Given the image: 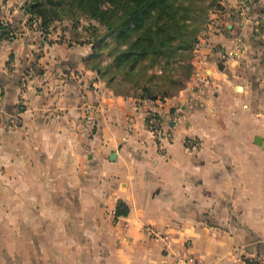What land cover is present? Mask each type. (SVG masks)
<instances>
[{
  "label": "crops",
  "instance_id": "obj_1",
  "mask_svg": "<svg viewBox=\"0 0 264 264\" xmlns=\"http://www.w3.org/2000/svg\"><path fill=\"white\" fill-rule=\"evenodd\" d=\"M10 1L0 22L25 32L0 42V264H264L252 263L264 257L262 0L226 7L214 49L199 44L216 53L163 106L115 93L86 65L89 46H39ZM176 103L164 157L146 122Z\"/></svg>",
  "mask_w": 264,
  "mask_h": 264
},
{
  "label": "trees",
  "instance_id": "obj_2",
  "mask_svg": "<svg viewBox=\"0 0 264 264\" xmlns=\"http://www.w3.org/2000/svg\"><path fill=\"white\" fill-rule=\"evenodd\" d=\"M214 3L216 0L206 5L197 0H25L22 7L27 13L37 15L45 29L61 15L74 17L77 9L89 14L104 28L91 24L93 38L81 42L92 44V52L85 58L86 65L117 94L164 100L183 89L189 80L193 64L185 61L208 17V6ZM180 7L185 9L179 16ZM14 31L10 22H0V42L14 37ZM106 48L109 59L103 62L101 56ZM153 63L186 68V76L168 75L167 88L154 94L152 84L142 80ZM155 76L160 74L155 72ZM118 79L122 82H117ZM127 81L140 92L133 95L128 90L130 85L123 84ZM128 212V205L120 200L116 216Z\"/></svg>",
  "mask_w": 264,
  "mask_h": 264
},
{
  "label": "rangeland",
  "instance_id": "obj_3",
  "mask_svg": "<svg viewBox=\"0 0 264 264\" xmlns=\"http://www.w3.org/2000/svg\"><path fill=\"white\" fill-rule=\"evenodd\" d=\"M3 1H5V0H0V3ZM197 1L198 2H204V4L206 5V4L210 3L212 0H197ZM232 1H234V0H218V1L216 0V3L208 6V9H207L208 17L202 25V28L198 34V39L194 43L193 48L190 50L191 54H190L189 58L186 59V61H185L186 63L188 61H190L193 64V60L196 57L203 56V55L209 56V55H211V53L213 54V52L216 53V51H214V50L208 51L209 50L208 47H210V49H214L212 46H209L210 45L209 39L212 36V34H214V32H216V28L220 29L222 26L228 27L227 23H232V21H233L232 18H234V14L226 15V12H227L226 7L229 8ZM10 2H13L12 7L14 5H17L18 7L23 9L22 6H23L25 0H11ZM262 2H263V7H262L260 14L258 16L256 15L257 17H253L252 19H254V22L251 23L253 26V33H257V35L260 34L257 41H258L259 45H261V46L264 45V0H262ZM180 8L178 10L179 16L183 15V12H184L183 9H185L184 7H182L181 9ZM200 8L201 7H196L197 10ZM24 12L26 14V23L25 24H26V26H28L27 27L28 32H29V34L34 35L33 37H35L34 39L37 40V43H39V46H40L41 42L44 44L48 43L49 46H51V47L53 45H56L57 48L63 47L60 44H65L66 46L69 45L71 47H76V48H80L83 46L84 47L89 46L90 50H89L87 57L92 52V48H91L92 44H87V43L82 44L81 42H85L86 40L93 38V35H92L93 30H92L91 24H96L99 26H101V25L99 24L98 21L91 18L89 14L82 13V12H80V10L77 9V13L74 17H69L67 15H61L60 18H58V19H56L50 23V26L48 27V29H45L41 26V19L37 18V15H31L30 13H27L25 10H24ZM32 16H33V19H31ZM229 17H231V18H229ZM4 23H6V22H4ZM101 27L104 28L103 26H101ZM20 28H21L20 26H16L14 28L15 29V31H14L15 36H17V34L25 32V30H22V32H21ZM22 29H24L23 26H22ZM202 42L203 43L206 42L207 43L206 45L208 47L206 45H205L206 47L200 46L199 44H201ZM44 44H42V47ZM49 49H51V48L49 47ZM107 50H108L107 48L104 49L103 54L101 56L103 62L107 61L109 59V57H108L109 55L107 53ZM260 53H264V49L260 50ZM146 61H147V59H146ZM261 63L264 64V59L262 60ZM149 65H151V64H149ZM171 66H173L174 68H171ZM177 67L178 66H175L174 64L169 66L168 63H163L162 65H161V63H158L156 65H155V63H153L151 66H149L147 68V71L145 73L146 75L144 78H142V80H143V82H147L148 84H152V89H151L152 92L154 94H158L160 92L161 88H167L169 81L166 79V77L168 75L175 73V74H178L181 76H186V72H187L186 68H183V67L177 68ZM195 68H196L195 64H193L190 78H191L193 72H195ZM173 69L176 71H174ZM162 70H165V71L162 72ZM155 72L160 74V76H155ZM263 76H264V73H263ZM117 82H122V81H120L118 79ZM123 84L124 85H127V84L130 85L128 90L133 95L135 92H140V90H137L134 86H132L131 82H129V81L124 82ZM155 84H161V85L159 87H155ZM186 86H187V82L185 84V87ZM183 89H181V90H183ZM181 90L174 92L175 94L173 96L179 94V92ZM173 96H170L168 98H171ZM157 100H159V102H160L159 105H162L161 101H163V100L160 98ZM157 100H152V102H150V103L155 104L157 102ZM172 106H174V107H172V108L169 107L168 116L161 115L160 113H157V112L156 113L159 114L166 122L172 121L173 116H175L176 113H178V115L180 116V119H182L181 117L184 113L182 106L180 104H177V103L175 105H172ZM150 134L152 135V137L155 141V147L157 148V150L160 152L161 155H163L164 157H167L168 148H169V146H171V144L167 145L166 147H161L158 139L156 137H154L151 132H150ZM190 138L195 140V142L197 143V148L192 150V151L187 150V148H186L187 141L190 140ZM200 145L201 144H200L199 139L195 136H187L183 141L184 150L188 153L196 152L200 148ZM261 260H259L257 262L253 261L252 263H260V262L264 263V257L261 258Z\"/></svg>",
  "mask_w": 264,
  "mask_h": 264
},
{
  "label": "built area",
  "instance_id": "obj_4",
  "mask_svg": "<svg viewBox=\"0 0 264 264\" xmlns=\"http://www.w3.org/2000/svg\"><path fill=\"white\" fill-rule=\"evenodd\" d=\"M180 116L178 113L173 116L172 121L166 122L159 114L151 113L147 119L148 130L156 137L161 145V147H166L169 144H172L175 140L174 125L179 123ZM19 125L18 115L12 117L10 121V126L15 127ZM187 150H194L197 148V143L195 140L190 138L187 141ZM146 231L154 237H159L161 233L152 226H147Z\"/></svg>",
  "mask_w": 264,
  "mask_h": 264
},
{
  "label": "water",
  "instance_id": "obj_5",
  "mask_svg": "<svg viewBox=\"0 0 264 264\" xmlns=\"http://www.w3.org/2000/svg\"><path fill=\"white\" fill-rule=\"evenodd\" d=\"M255 142L258 143V144H263V146H264V138L262 136L257 135L255 137Z\"/></svg>",
  "mask_w": 264,
  "mask_h": 264
}]
</instances>
